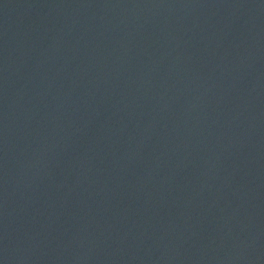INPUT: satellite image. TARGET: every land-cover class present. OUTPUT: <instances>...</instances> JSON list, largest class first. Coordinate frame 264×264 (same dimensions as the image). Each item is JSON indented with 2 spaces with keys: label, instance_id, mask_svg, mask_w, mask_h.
<instances>
[{
  "label": "water",
  "instance_id": "1",
  "mask_svg": "<svg viewBox=\"0 0 264 264\" xmlns=\"http://www.w3.org/2000/svg\"><path fill=\"white\" fill-rule=\"evenodd\" d=\"M0 264H264V0H0Z\"/></svg>",
  "mask_w": 264,
  "mask_h": 264
}]
</instances>
